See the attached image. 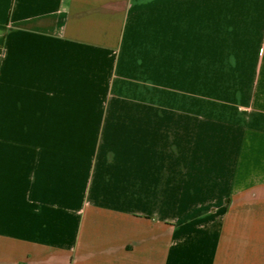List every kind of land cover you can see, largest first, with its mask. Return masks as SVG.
<instances>
[{
	"label": "crops",
	"instance_id": "obj_1",
	"mask_svg": "<svg viewBox=\"0 0 264 264\" xmlns=\"http://www.w3.org/2000/svg\"><path fill=\"white\" fill-rule=\"evenodd\" d=\"M199 1L0 0V264H264V0Z\"/></svg>",
	"mask_w": 264,
	"mask_h": 264
},
{
	"label": "rangeland",
	"instance_id": "obj_2",
	"mask_svg": "<svg viewBox=\"0 0 264 264\" xmlns=\"http://www.w3.org/2000/svg\"><path fill=\"white\" fill-rule=\"evenodd\" d=\"M199 2H204V1L200 0ZM231 2L238 3V2H254V1L253 0H214V3H216V4L231 3ZM172 3H173V1H172ZM185 14L186 13L184 12V19H185ZM169 15H170V13H168V16ZM171 15H172V20H173V13H171ZM141 18H142V16H140L139 19H141ZM172 31H173V29H172ZM171 34L173 35V33H171ZM216 41H217L216 48H215L216 52L217 51H224L226 48L224 49V46H223L222 42L218 43V40H216ZM199 46H200V49H199L200 51H205L206 50L205 47L203 48L204 45L202 43H200Z\"/></svg>",
	"mask_w": 264,
	"mask_h": 264
}]
</instances>
